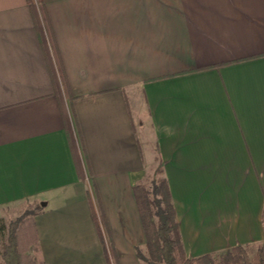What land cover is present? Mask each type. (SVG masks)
I'll return each mask as SVG.
<instances>
[{"label": "crops", "instance_id": "obj_1", "mask_svg": "<svg viewBox=\"0 0 264 264\" xmlns=\"http://www.w3.org/2000/svg\"><path fill=\"white\" fill-rule=\"evenodd\" d=\"M156 162L188 258L264 241V0H0V218L36 209V261L144 264Z\"/></svg>", "mask_w": 264, "mask_h": 264}, {"label": "trees", "instance_id": "obj_2", "mask_svg": "<svg viewBox=\"0 0 264 264\" xmlns=\"http://www.w3.org/2000/svg\"><path fill=\"white\" fill-rule=\"evenodd\" d=\"M133 193L148 253L146 256L137 250V256L144 264H264V242L253 254L252 245L247 244L230 247L220 255L207 253L188 258L166 179L153 183V199L141 183L133 187ZM34 214L33 210H26L7 225L0 218V257L4 264H40L29 253L38 243Z\"/></svg>", "mask_w": 264, "mask_h": 264}, {"label": "rangeland", "instance_id": "obj_3", "mask_svg": "<svg viewBox=\"0 0 264 264\" xmlns=\"http://www.w3.org/2000/svg\"><path fill=\"white\" fill-rule=\"evenodd\" d=\"M129 100L131 101V108L135 111V105L138 102V100H139V102L141 104V95L140 94H137L136 96L133 95V97L132 96H129ZM141 135L144 138V141H147L148 140L149 141V144L151 143V139H149L150 136H149V132L148 131L142 130ZM160 169L161 168H160L159 163H157V162L154 163L153 174H149L148 173V176H146L142 180V182H141V184H143L145 186V188L147 189L148 194H149V196H150L151 199H153V197H154V195L151 194V189L153 187V183L162 178V174H161V170ZM29 208H32V207H29ZM26 210H29V209H26ZM26 210H22V209H20L18 207L15 210L14 209L13 210L12 209H8L7 211H5L6 213L4 212L5 213L3 215L4 218H2V219L4 220L5 224L7 225L10 221L15 220L17 217H19L21 214H23V212L26 211ZM30 210H33L34 212L36 211V209H30ZM154 220L156 221L157 218L154 217ZM263 242H260L258 244H249V245H252V248H251L250 252L253 254L255 252V250L262 245ZM33 251H34V248H31V251H29V253L32 256L34 254ZM145 253L146 254H144V255L147 256V254H148L147 253V250H146ZM214 254H217V253H214ZM220 254H222V253H220ZM220 254H217V255H220Z\"/></svg>", "mask_w": 264, "mask_h": 264}]
</instances>
